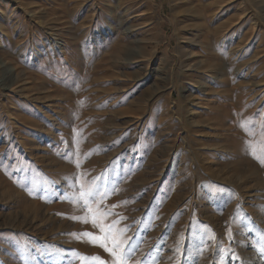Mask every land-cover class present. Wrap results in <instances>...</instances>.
Segmentation results:
<instances>
[{
	"label": "rangeland",
	"instance_id": "rangeland-1",
	"mask_svg": "<svg viewBox=\"0 0 264 264\" xmlns=\"http://www.w3.org/2000/svg\"><path fill=\"white\" fill-rule=\"evenodd\" d=\"M93 213L128 264H264V0H0V264H110Z\"/></svg>",
	"mask_w": 264,
	"mask_h": 264
},
{
	"label": "snow or ice",
	"instance_id": "snow-or-ice-1",
	"mask_svg": "<svg viewBox=\"0 0 264 264\" xmlns=\"http://www.w3.org/2000/svg\"><path fill=\"white\" fill-rule=\"evenodd\" d=\"M83 189V185H81ZM109 193L107 191H102L101 186L95 185L87 190H82L79 193V196H69L65 197L70 200L80 199L84 207L89 208V201L95 199L97 196L106 197ZM115 207V206H113ZM89 211L92 212V209L89 208ZM103 215H107L104 213ZM73 220H77L83 223L88 222V217H71ZM91 222L94 227H99L100 235H97L92 232L84 231L80 233H71L76 239L86 238L89 243L94 246H99L104 248L105 251L109 252L112 260L110 264H128L126 257L132 255L138 248V245H134L131 239H124L123 234L127 231V228L116 229L115 225L118 221H114L111 224L104 225L99 221V217L96 213H93ZM73 253L80 257L83 261L91 262V264H106V262L99 256H87L86 254H81L78 250H72Z\"/></svg>",
	"mask_w": 264,
	"mask_h": 264
},
{
	"label": "bare ground",
	"instance_id": "bare-ground-1",
	"mask_svg": "<svg viewBox=\"0 0 264 264\" xmlns=\"http://www.w3.org/2000/svg\"><path fill=\"white\" fill-rule=\"evenodd\" d=\"M120 49H122V48H120ZM123 50H124V49H123ZM123 50H122V51H123ZM122 51H120V52H122ZM8 73H9V72H8ZM3 78H4V76H3ZM1 82H2V81H1ZM6 82H7V81H6ZM4 86H5V85H4Z\"/></svg>",
	"mask_w": 264,
	"mask_h": 264
}]
</instances>
